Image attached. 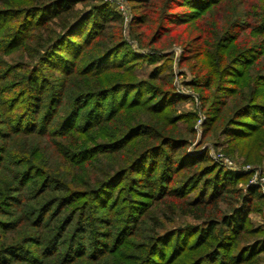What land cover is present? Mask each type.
Instances as JSON below:
<instances>
[{
	"label": "trees",
	"instance_id": "16d2710c",
	"mask_svg": "<svg viewBox=\"0 0 264 264\" xmlns=\"http://www.w3.org/2000/svg\"><path fill=\"white\" fill-rule=\"evenodd\" d=\"M133 1L146 12L131 28L156 24L142 47L198 32L203 134L225 123L229 153L260 163L264 0L239 3L221 29L226 0ZM120 22L100 0H0V264H264V234L248 223L260 190L186 152L195 115L176 114L162 66L133 77ZM155 213L175 226L136 234Z\"/></svg>",
	"mask_w": 264,
	"mask_h": 264
},
{
	"label": "rangeland",
	"instance_id": "374dc122",
	"mask_svg": "<svg viewBox=\"0 0 264 264\" xmlns=\"http://www.w3.org/2000/svg\"><path fill=\"white\" fill-rule=\"evenodd\" d=\"M153 1L156 2L157 0ZM100 2L104 3L101 0ZM120 3L123 6L122 12L115 9L114 5L110 3L107 4H109L112 9L120 16L121 22L119 24L121 38L125 42L126 47L131 50L132 54L136 57L135 59H138L134 61L136 63L134 64L135 68L134 73L132 74L133 77L136 80H148V76L153 70L154 66H162L163 68L161 74L165 77L167 86L175 93L177 97L181 99L176 105V114L193 113L195 115V120L192 123L193 133L191 135L185 136L189 142L186 152L190 154V156H195L200 152L206 151L207 156L212 162H214V164H218L220 168L226 171L233 172L227 169L225 166H221L219 162L215 161V157L222 155L223 157L227 158V161L229 162L227 165L231 166L232 168H249L250 171L247 172H249L250 176L251 174L257 172L259 175L264 177V159L260 163H255L253 162V160H255L254 156L248 161L245 155L241 154L239 150L233 149V153H229L230 148L233 146L232 142L228 141V139H226V137H224L221 133L225 123H220L219 128L215 131H212L206 135L203 134L204 123L207 120V115L206 110L203 108V102L201 101L200 97L203 95L206 96V92L203 94L197 85H194L196 84V82L194 83L195 76L198 72L200 73V60L198 61L195 57L200 51L196 50V45H198V43L194 41L198 32L182 26L172 30L169 33L160 34V38L155 44L142 47L140 42L146 44L151 40L150 37H152L151 35L153 34L156 24L154 23L149 25V29L147 30L143 27V29L141 27L132 29L131 21L133 17L138 16L139 14H144L146 11L144 12L143 9H141L142 5L140 3L133 0H122ZM239 3L242 5L240 6V10H248L250 9V6L255 3V1L226 0L219 6L218 10L214 14L218 28L221 29L222 24L226 22L227 18H232L235 8L239 6ZM83 6L84 5H78L77 8L81 9ZM148 9L150 11V8ZM174 10L182 11L179 8L177 9V7H175ZM150 12H152V9ZM152 17L155 20L158 19L157 15H153ZM213 18L214 16L211 17V21ZM165 24L167 25V23ZM150 56H156L159 58L155 65H150L148 63L147 59ZM140 57H143V59H140ZM10 58L11 60H16L17 56L13 55ZM186 58L188 61L184 62L183 59ZM4 59L8 62H11L8 57H5ZM198 75L201 76V73ZM153 84L161 85L162 88H166L163 87L162 83L159 82H155ZM178 125L182 129H185V124L183 125L182 122H178ZM11 153L14 154L13 151ZM47 162L49 164L52 163L50 160ZM16 170H19V167H17ZM250 176L248 178V182L251 179ZM240 186L242 185H239V187ZM242 188H245V186L243 185ZM23 193L26 195V198L29 199L30 188L26 187ZM260 193L262 195V199L254 200L252 206L253 211L248 216V223L250 228L259 229L260 232L264 234V192L262 193L260 191ZM23 206H30V203L25 200ZM154 215V217L153 215L148 217L147 220H145V223L138 227L139 231H136V234H151L153 232H160L159 230L161 228H171L175 226L174 222L176 221H170L172 218L168 216L166 217L163 214L161 215L160 213H155ZM22 217L25 218V216ZM153 220H155V227L153 226ZM134 242H136V240H134ZM262 258H264V253L262 254Z\"/></svg>",
	"mask_w": 264,
	"mask_h": 264
},
{
	"label": "built area",
	"instance_id": "2783aa9c",
	"mask_svg": "<svg viewBox=\"0 0 264 264\" xmlns=\"http://www.w3.org/2000/svg\"><path fill=\"white\" fill-rule=\"evenodd\" d=\"M101 1H103L104 3H110V4L114 5L115 9L119 10L120 12L123 11V6L120 3L122 0H101ZM214 159H215V161L219 162V164L221 166H225L227 169H229L233 172L249 173L247 171H250L249 168H244V169H238L235 167L232 168L231 166L227 165V164H229V162L227 161V158L223 157L222 155H218ZM250 177H251V179L249 180L248 185L257 186L258 189L263 193L264 192V177L259 175L257 172H255L254 174H251Z\"/></svg>",
	"mask_w": 264,
	"mask_h": 264
}]
</instances>
